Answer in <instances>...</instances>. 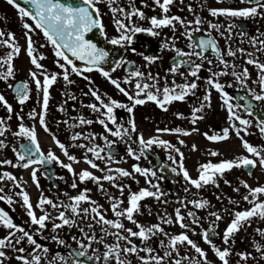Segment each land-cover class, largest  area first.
I'll return each mask as SVG.
<instances>
[{
    "label": "snow or ice",
    "instance_id": "obj_1",
    "mask_svg": "<svg viewBox=\"0 0 264 264\" xmlns=\"http://www.w3.org/2000/svg\"><path fill=\"white\" fill-rule=\"evenodd\" d=\"M102 0H82L80 4L68 2V0H24V6L18 0H7V3L14 6L17 10L18 18L21 21L22 28L25 30L26 40V54L30 57V63L36 70L29 69V77L35 84L37 92V99L40 104V111L33 109L28 113L31 120H38V123L46 132L51 133L46 117L49 114V89L58 79H62L67 85L75 83L70 76L75 74L83 77L89 81V90L84 95H90L95 102L86 105L93 113H98L96 121L87 119L83 115L77 117H69L64 121H57V123L68 124L71 128H76L80 125H91L98 122L103 126L105 131L112 137L117 139L110 140L108 135H102L104 145L95 143L97 134L94 132L84 133L76 131L71 134L69 143L62 142L55 133H51L54 144L60 149V152L67 158L65 163L61 160L51 148L45 153L37 137L36 124L31 126L24 123V116L16 113L18 123V130L12 135L16 138H25L27 143L19 145V150L13 146L12 150L16 157L15 162L12 159H0V166H11L12 168H23L25 170L31 169L30 176L33 182L36 183L39 189V181L37 179V172L40 166L58 164L60 167L66 169L72 175L71 188L78 187L77 181L84 183L91 181L95 183L101 192L104 191L103 181L110 182L120 193V197L108 195L106 199L111 201L110 210L114 218H107L106 211L102 205H99L89 195L91 189L84 188L76 195H68L67 202L59 199L53 200L45 196L43 193L39 196L36 205L34 206L30 200V194L24 187V184L11 171H0V201L6 200L8 204L14 203V196L21 201V207L26 212L29 219L30 226H35V232L41 233L48 228V223H51L53 232L67 226L69 228L76 227L85 219L89 220L85 231L84 227H80L79 231L84 239H78L72 236L71 239L77 242V248L70 250L67 255H61L59 252L51 255L49 258V248L37 241L30 231L25 227L13 221L12 216L7 211L0 208V226H3L7 233L0 237V264H11L13 258L10 253L14 254V259L19 264H84L80 257L88 256V249L92 248V244L98 243L103 246V252L97 254L93 251L89 259H94L97 262L103 260V264H133L134 257L137 264H211L208 260L207 252L200 247L188 235L191 231L195 234V227L193 225L200 224V218L192 210H188L187 205L191 204L195 209H204L210 207V201L205 198L192 199L187 201V204L182 203L185 208V213L181 212L180 208L174 210L175 219L171 215L161 217L163 224L172 225L178 224L183 231L178 234H170L165 231L161 223H154L151 225L141 224L135 217L141 212V201L145 198L151 197L160 200L164 193L160 191L158 182L154 183L153 179L157 176V172L152 167H142L139 163L131 165V171L124 167H113L114 164L119 163L116 159V154L111 151L118 141L127 144L126 155L139 161L145 154L146 150L152 148L153 145L166 150L167 161L172 162L173 172H181L188 185L195 189H202L207 185L219 187V180L223 178L226 172L233 168L255 169L257 167L264 169V144L254 145L245 137L252 133L249 129L253 126L254 106L251 102L241 105L233 102L232 95L226 90L225 83H222L220 77L230 74L235 79L239 87L246 88L251 93L255 101H259L264 105V62L258 58V54H264V32L257 29L256 35L249 36L245 31L241 30L238 35L247 41L252 51L244 47H238L235 50L231 46L233 39V29L236 27L234 21L237 18L241 19H256L264 18V0H241L249 6L245 7H209L207 11L212 17L224 16L229 19L226 26L220 23L205 20L200 15H196L193 20H185L179 15H169L170 6L174 4L175 0H153V4L160 8L161 15H152L147 17L145 12L136 7L133 0H128V9L120 6L117 0H103L108 9L113 15V22L117 34L108 39V43L116 46H127L133 42V37L136 33L146 32L151 36H159V30L163 28H171L173 32L176 30V25L185 27V35L189 41V51H184L176 47L173 36L166 39L161 47L164 49L171 48L175 51L177 59L174 60L171 67L167 70L173 74L171 84L168 83L167 77H164L165 83L161 87L159 84V74L153 75L150 71L144 72L139 68H129V74L123 77L122 86L121 78H113L111 72L116 68L128 63L134 62L126 61L121 57L115 62V67L106 70L103 66L108 62L109 51L104 47L98 46V43L93 39L88 38V34L97 30L100 35L107 39L105 32V25L102 21L101 9L98 6ZM146 4V0H142ZM188 10L192 11V6L188 5ZM133 17H139L141 20L148 19L150 26L145 28L139 26L133 21ZM31 20L32 23H29ZM207 23L210 35L208 38L201 37L199 41L193 39V33L200 30V25ZM194 25V27H189ZM215 31L219 37L224 38L225 48L222 50L218 40L211 35ZM41 34L45 38V42L51 45L56 58L54 63L59 71H49L46 66L40 61L45 57L43 53H38L36 45L33 40V34ZM7 37V38H6ZM0 47H5L8 51L4 55H0V80L8 82L14 78V58H17L21 52V45L18 43L15 34L11 31L5 32L0 29ZM39 47H44L40 45ZM199 49V50H197ZM211 49L215 53L218 60L217 70H213V61L208 59L205 53ZM132 52H136L133 47ZM237 53L245 58V65L239 66L233 59L230 63L229 59L225 57L235 58ZM143 55V53H141ZM193 57L198 58L201 62H194ZM148 62H154L158 59L156 56H144ZM207 61L210 67L207 69L209 75L206 77L204 95L202 100L198 102V106L191 109V124L196 125L198 121L205 117L202 115L206 108L212 107L211 93L215 89L219 93L221 100V107L227 112V121L229 127H224L219 132L209 134L204 132L203 135L208 141L221 142L230 138L231 133L235 135L240 141L242 148L246 151V155H237L234 158H221L217 162L208 160L198 165V175L193 178L189 170L185 167V153L178 145L186 146V140L182 137H187L199 131L197 127L190 129L175 126V127H157L155 135L145 138L142 132H137V124L134 117L129 119L126 127L123 123L117 121L115 110L117 108L126 109L129 114H132L136 106L144 105L146 102H154L160 109L167 111L168 106L174 102H183L189 95L195 96L199 85L196 79L191 82L185 80L182 84H177L175 81V74L184 64L191 65L188 74L197 78L200 70L203 67V61ZM76 61L85 62L80 66ZM246 65H254L257 71V79L253 83L258 85L259 91L254 87H249V78L251 73ZM239 68V71L237 70ZM97 70L101 75L119 91L127 97L129 103H123L107 94H101L99 89L94 86L90 76L85 75V71L91 73ZM183 77L185 73L179 72ZM7 87L12 89L17 102L24 105L30 98V88L27 81H21L16 84L7 83ZM134 89L133 90H130ZM42 93V96H41ZM68 94V93H65ZM75 100L74 95L70 96ZM0 105H2L8 114V120L11 119L13 113V105L0 93ZM61 112L65 111L64 105L59 106ZM241 112L247 115H242ZM178 119H184V113L177 111L175 113ZM72 123H69V121ZM109 122L114 125L109 127ZM254 127L258 130L261 137H264V117L255 116ZM10 130V125L7 121L0 117V136H3ZM172 134L176 136V143H172L168 139L162 138V134ZM133 134L136 135V140L132 141ZM86 141V142H85ZM134 142L138 145L137 149L131 146ZM7 145L5 141L0 139V148H5ZM192 151L198 150V145L192 143L190 145ZM70 148H80L84 150L82 160L89 167L83 168L78 172L73 167L74 163H79L80 159L70 152ZM91 154V156H89ZM212 157L221 156L223 153L218 150H212L208 153ZM177 157L179 159H177ZM124 159V157H120ZM100 161L104 164L101 167ZM163 169L164 165L159 166ZM98 170L102 175H96L92 170ZM47 174V172L45 173ZM139 174L145 177L146 184L149 187L139 188L138 191L131 190V185L124 183L127 178H132L137 184L139 180L136 175ZM248 175H252V171H248ZM225 183L230 181L225 180ZM246 190L247 194L241 197L243 202H247L250 207L246 209H238L230 211L224 209L223 212L228 213L232 218L227 223L223 234V247L218 246L207 229L201 233L202 239L208 244L220 261V264H231L230 258L233 255L232 244L235 243L237 234L246 226L251 225L253 218L264 220V184H258L253 187L245 180L239 182ZM9 186L10 192L12 189L18 188L19 191L11 194L4 192V187ZM128 189L127 206L124 207L123 197L125 189ZM185 193L189 191V187L184 188ZM234 191L239 193L240 188L237 186ZM186 199V197H185ZM167 203V201H164ZM230 203L240 204L241 201H232ZM87 204L88 206H82ZM36 209H39L40 214L37 215ZM53 212L56 214L53 215ZM210 215L214 218L212 227H215V222L223 219L221 212L213 211ZM187 220L190 221L186 222ZM131 222L138 230H133L131 227H125L123 220ZM58 221V222H57ZM96 225L100 226L102 235L97 236L94 228ZM256 232L262 240H264V228H257ZM163 236L166 239H159V248L162 249V254L157 252L155 248L150 245L153 237ZM113 238L112 242H107V237ZM141 241L140 245L134 242V239ZM51 239L59 245H65L66 241L57 235H53ZM30 246L31 251L25 246ZM180 246H190L197 256H191L188 253L181 254ZM255 251L259 253L262 260H264V243L256 241L253 245ZM140 253H144L141 255ZM242 262H247L252 258V253L248 251H241L235 253Z\"/></svg>",
    "mask_w": 264,
    "mask_h": 264
},
{
    "label": "flooded vegetation",
    "instance_id": "obj_2",
    "mask_svg": "<svg viewBox=\"0 0 264 264\" xmlns=\"http://www.w3.org/2000/svg\"><path fill=\"white\" fill-rule=\"evenodd\" d=\"M128 0H117V3L128 9L127 7ZM133 3L136 7L143 10L147 17L152 15H157L158 17L162 14L159 7L153 4V0H146V4L142 3V0H133ZM188 5L192 6V11L188 10ZM101 9L102 14V21L105 25V32L107 35V39L104 38L105 41L108 42L112 36L117 34L114 22H113V15L108 9L105 2H102L98 5ZM249 6L245 3H241V0H175L174 4L170 6L169 15H179L185 20H193L196 15H200L205 20L212 21L214 23L218 22L223 26H226L229 23V19L224 16L220 17H212L207 9L209 7H245ZM31 21V20H30ZM133 21L142 27H149L150 23L148 19L141 20L139 17H133ZM236 27L233 29V39L231 41V46L235 50L238 47H244L249 51L253 49L249 45L247 38H241L238 33L243 30L249 36L256 35L257 29L261 32H264V18H256V19H241L237 18L234 21ZM189 27H194V25H190ZM160 31L159 36H151L146 32L136 33L133 37V42L131 45L127 46H119L121 50L120 58L124 57L126 61L134 62L133 64L125 63L121 65L119 68H116L114 72H111L113 78H121L122 86H125L123 83V77L129 74V68H139L141 71L144 72H151L153 75L159 74V84L162 87L165 83L164 77H167V81L171 84L173 80V74L169 73L167 70L171 67L172 63L174 62L176 57V53L173 49L168 48L164 49L161 47L162 43L173 36L177 37L175 39L176 47L183 49L184 51H189L188 48L189 41L183 33L185 32V27L177 23L176 30L173 32L171 28H163ZM210 35L208 31V24L204 23L200 25V30L195 31L193 33V39L197 42L201 37L208 38ZM214 36L218 43L223 50L225 48V40L224 38L219 37V34L213 31L211 33ZM38 36V35H37ZM42 36V33L39 34ZM36 37V36H35ZM35 45L37 48V52L41 53L40 45L38 43V37H36ZM136 48V52H132V48ZM199 50V49H197ZM143 53V55H141ZM205 55L208 59L213 61V70H217L218 60L216 58L215 53L209 49ZM144 56H156L158 59L154 62H148L144 59ZM119 58V59H120ZM229 59L230 63L233 59H235V63L239 66L245 65V58L241 57L239 53L235 58L225 57ZM258 58L261 62H264V54H258ZM194 62H201L198 58H192ZM249 68L251 73V77L249 78V87H254L259 91L258 85L253 83L257 79V69L254 65H246ZM191 65L184 64L180 69L179 72L185 73L182 77L179 72L175 74V81L177 84H182L187 80L191 82L193 79L197 80L199 85L198 89L196 90L195 96L189 95L185 101L183 102H174L173 104L168 106V110L164 111L160 109L154 102H146L144 105H138L134 109L132 114H129L126 109L117 108L115 110V115L117 117V121L119 123H123L126 127H129L128 121L129 119H135L137 124V132H142L145 138H148L152 135H155V129L157 127H175L181 126L187 129L192 127H197L199 129L198 132L193 133L190 136L182 137L186 140V146L178 145V147L182 148V151L185 153V167L189 170V173L193 178L197 177L198 175V165L200 163L206 162L208 160H212L213 162L219 161L221 158H234L237 155L244 154L246 155V151L241 146V141L235 137L234 134L231 133L230 129V138L226 141L221 142H211L206 139L203 135L204 132H208L209 134H213L214 132L221 131L224 127H229V122L227 121V112L226 110L221 107V100L219 98V93L213 89L211 93L212 99V107L210 109L206 108L202 115L205 117L203 120L197 122L196 125L191 124V109L193 107L198 106V102L202 100V97L205 92V88L207 85L205 84L206 77L209 75L207 69L210 67L207 61H203V67L200 70L198 77L193 78L188 74V70L190 69ZM239 71V68L237 69ZM59 71V70H58ZM85 75L90 76L91 81L94 83V86L97 87L100 93L107 94L108 96L117 99L123 103H129L127 97L123 94L119 93V91L107 80V78L103 77L101 73L97 70H93L91 73L85 71ZM70 79L75 81L72 85H67L64 81H60L58 79L57 83H55L51 88L50 91V100H49V114L47 117H50L47 120L48 126L51 129V132H54L57 137L64 142L65 144L69 143V139L71 134L76 131H82L85 134L88 132H94L97 134L95 143L100 144L101 146L104 145L102 135H108L110 140H115L117 138L112 137L109 133L105 131L102 125L98 122H94L91 125H80L76 128L69 127L68 124L64 123H57V121H64L69 117H77L83 115L87 119H93L96 121L98 113H93L91 109L86 107L87 104L95 102L94 98L90 95H84V93L88 92L89 90V81L85 80L81 76H77L75 74L70 76ZM222 83H225L226 90L232 95L233 102L239 103L241 105L247 104L251 102L254 106V115L249 117L253 119V126L249 129L252 133L251 135H247L245 138L248 139L254 145H261L264 144V137H261L258 130L254 127L255 124V116L264 117V105L261 102L255 101L252 98L251 93L247 91L246 88L239 87L235 79L231 76L230 71L229 74L219 78ZM22 80V79H20ZM27 81L30 88V98L28 101L25 102L26 108L24 105H20L15 100L16 107L14 110H17L18 113L21 115L24 113H29L35 107V102L33 101L34 96L37 94L36 89L31 86V82ZM133 90L134 89H131ZM68 93V94H65ZM13 98L15 97L12 94ZM74 95L76 97L75 100L71 99L70 96ZM42 96V93H41ZM64 105L65 111L61 112L59 110V106ZM179 111L184 113V119H178L175 113ZM242 115H247L246 113L241 112ZM46 117V118H47ZM14 118L17 119V115H14ZM30 121V120H29ZM13 122V120H12ZM69 123H72L70 120ZM13 126V124H11ZM10 126V130H12ZM16 126V123L15 125ZM109 127H113L109 122ZM14 132L16 130H13ZM13 131H7L3 136H0V139L5 141L7 145L5 148H0V159L8 158L12 159L15 162V155L12 150L13 146H15L19 150V145L22 143H27L25 138H16L12 135ZM162 138L168 139L172 143H176V136L172 134H162ZM39 140V139H38ZM136 140V135L133 134L132 141ZM42 150L47 153V151L51 148L57 155H61L60 158L65 163L68 162L67 158L63 156L60 152V149L54 144L53 140L48 142V146L40 141ZM86 142V141H85ZM192 143H196L198 145L197 151H192L190 145ZM131 146L134 149L138 148V145L134 142L131 143ZM126 148L127 144L125 142L118 141L114 146H112L111 151L116 154V159L119 160V163L114 164L113 167H124L128 170L131 169V165L134 163H139L142 167H152L156 170L157 176L152 178L153 182H158L160 191L164 193V196L161 197L160 200H156L154 198L148 197L141 201V212L139 215H136V219L144 225H151L154 223H161L162 227L165 228V231L170 234H178L179 232L183 231L179 227L178 224L172 225H165L163 224L162 220L160 219L163 216L171 215L173 219L174 210L176 208H180L182 213H185V208L182 207V203L187 204V201L192 199L198 198H205L210 201V207H206L204 209H195L191 204L187 205L188 210H192L196 213V215L200 218L199 225H193L195 227V234L191 231L188 232V235L191 239H193L200 247L204 248L207 252L208 260L211 261V264H220V261L215 256L213 251L211 250L210 246L204 242L202 239L201 233L204 229H207L209 233L212 235L214 242L223 247L222 242V234L227 225V223L232 218L228 213L223 212L224 209H229L230 211L238 210V209H246L250 207L247 202H243L241 197L247 194V190L239 183L241 180L247 181V183L253 187L257 186L258 184H264V169L259 167L255 169H244L241 168H233L231 171L226 172L225 176L219 180V187L213 185H207L202 189H195L194 187L188 185V182L185 181L181 172H173L171 169L173 166L172 162L167 161V153L166 150L160 148L158 146L153 145L152 148L146 150L145 154L139 161H136L134 158L129 157L126 155ZM212 150H218L223 153V157L216 156L212 157L208 153ZM70 152L75 154L78 159H80L79 163H74L73 167L78 172L81 170V161H82V154L84 153L83 149L80 148H70ZM91 156V154H89ZM120 157H124V159H120ZM177 159H179L177 157ZM104 165L102 162L97 161ZM157 164L158 166H154ZM164 165L168 169V171L164 174L160 173V165ZM4 165L2 167H5ZM18 173V178L22 177L21 183L24 184V187L30 194V200L35 206L37 200L41 193L45 196L52 198L53 200H61L67 202V196L64 193H68V195H76L84 188H87V182L81 183L77 181L78 187L76 189L71 188L72 183V175L64 168L60 167L55 162L51 165H43L40 166L37 172V179L39 181V189L36 186V183L33 182L30 176L31 169H23V168H15ZM9 171V170H7ZM248 171H252V175H248ZM47 172V174H45ZM96 175H102L99 172ZM136 179L139 180V184L135 182L132 178H127L124 183L131 185V190L138 191L139 188L142 187H149L148 184L145 182V177L139 174H135ZM228 180L230 183H225L224 181ZM104 185V191L101 192L98 186L95 189H91L89 195L95 200L99 205L103 206L104 210L106 211L107 218H114L113 213L110 210V203L106 197L108 195L114 197H120V193L118 190L108 181L102 182ZM93 186V185H92ZM239 186L240 191L239 193L234 191V188ZM189 187V191L185 193L184 188ZM19 191V189L11 190L6 189L4 190L5 193L11 194L12 192ZM95 192V195H93ZM127 196H128V189L126 188L123 194L122 199H124V207L127 206ZM186 197V199H185ZM230 199L232 201H241L240 204H233L230 203ZM261 199H264V196H261ZM6 201V200H5ZM164 201H167L165 203ZM7 203V201H6ZM8 204V203H7ZM9 207L14 211L16 221L15 223L22 225L25 227L26 230L30 231L34 238L43 245H46L49 248V258L51 255L59 252L61 255H67L70 250L77 248V242L71 239L72 236H76L78 239H84L87 243L85 237H83L79 231L80 227H84L85 231H89L87 228V224L89 220L85 219L84 221L80 222L78 226L69 228L67 226L59 229L55 232L51 229V223H48V228L41 232H35V226H30L29 224V217L27 216L24 209L21 207V201L18 197L14 196V203L8 204ZM82 206L87 207V204ZM37 215L40 214L39 209H36ZM218 211L221 212L223 219L220 221L215 222V227L213 228V221L214 218L210 215L211 212ZM56 213L53 212V215ZM58 222V221H57ZM186 222H189L186 218ZM125 227H131L133 230H138L134 224L127 221L126 219L123 220ZM257 228H264V220H260L258 218H253L251 225L246 226L242 229L235 239V243L231 245L233 248V255L230 258L231 264H264V260L261 259L259 253L255 251L253 247L256 241H260L264 243V240L261 239L259 234L256 232ZM95 234L97 236L102 235L100 232V226L96 225L94 228ZM7 230L0 226V237L5 236ZM53 235L59 236L61 239L66 241L65 245H59L57 242L53 241L51 237ZM107 242H112L113 238L111 236L107 237ZM134 242L137 245L141 244L139 239L133 238ZM159 239H166L162 235L159 237H153V239L149 242L150 245L156 249L157 252L162 254V249L159 248ZM28 250L31 251L30 246L26 245V242H23ZM103 246L98 243H93L92 248L88 249V256L80 257L84 264H103V260L97 262L94 259H89L92 255L93 251H97V254L103 252ZM241 251H248L252 253V258H250L247 262L240 261L239 257L235 255V253ZM181 254L188 253L191 256H197V254L190 248V246H180ZM144 255V253H140ZM13 256L11 260V264H19L18 261L14 259V254L10 253ZM133 264H137V261L134 257ZM71 264V261L68 262Z\"/></svg>",
    "mask_w": 264,
    "mask_h": 264
},
{
    "label": "rangeland",
    "instance_id": "obj_3",
    "mask_svg": "<svg viewBox=\"0 0 264 264\" xmlns=\"http://www.w3.org/2000/svg\"><path fill=\"white\" fill-rule=\"evenodd\" d=\"M127 7H128V2H127ZM28 22L32 23V21H30V20H28ZM0 29L4 30L5 32H7V31L13 32L15 34V37H16L18 43L21 45V52L19 53L17 58H14V61H13L14 69H15L14 78L10 79V81H8V82L0 80V93H2L6 97V99L13 105V110H14L17 102H15V100H16L15 97L13 98V96L11 95L12 89L7 87V83L14 84L15 81H18L20 79L28 80L29 82L32 83L31 86H33L35 88L34 82L29 77V69L36 70V71H38V70L35 69L34 66L30 63V57L26 54V51H25V48H26L25 30L22 28L21 21L18 18L17 10L14 8V6L8 4L7 0H0ZM35 36L38 37L39 45H44V47H42V48L40 47V49H41V53H43L45 58L43 60H41L40 62L43 63L49 71H58L59 69L54 63L56 58L54 57V51H53L51 45H49L45 42L44 37L39 36V34H35V33L33 34L34 42H36V39H34ZM7 51H8L7 48L0 47V55H4ZM59 80L63 81L62 79H59ZM33 101L35 102L34 109H36V111L39 112L40 111V104H39L38 99H37V94L34 96ZM24 108H26V105H24ZM16 113H18V111L14 110L13 113L11 114V119L8 120V114L6 112V109L2 105H0V117H3L10 126H11V124H13V126H11L12 130H9L10 132L13 130H16V131L18 130L19 121H18V119L14 118V115H16ZM22 116H24V123L26 125L31 126V124H33V123L36 124V131H37L38 139L40 141H42L45 144V146H48V142H49L48 139L52 140L51 133H54V132H51V133L46 132L43 129V127L38 123V120L34 121V120L29 119L28 113H24V114H22ZM49 118L50 117H47L46 119H49ZM12 120H13V122H12ZM15 123H16V126H14ZM81 156L83 157V154ZM81 166H82L81 169L89 167L86 163L83 162V160L81 161ZM101 167H104V165L101 164ZM4 170H9V171L13 172L16 176H18L17 170H15V168H12L11 166H5V167L0 166V171H4ZM90 170H92V169H90ZM92 171H94L95 174L99 173L98 170H92ZM2 183H4V182H0V184H2ZM94 186H95V188L97 187V185L95 183H93L91 181L87 182V188L95 189V188H93ZM6 189H10L9 186H5L4 190H6ZM15 189H17V188H15ZM15 189H12V190H15ZM93 195H95V192Z\"/></svg>",
    "mask_w": 264,
    "mask_h": 264
},
{
    "label": "water",
    "instance_id": "obj_4",
    "mask_svg": "<svg viewBox=\"0 0 264 264\" xmlns=\"http://www.w3.org/2000/svg\"><path fill=\"white\" fill-rule=\"evenodd\" d=\"M18 2L24 6V0H18ZM68 2L80 4L82 2V0H68ZM88 38L93 39L95 42L98 43V46L104 47L106 50L109 51L110 55L108 58V62L105 63L103 66L105 67V69H109V68L113 67L115 62H116L117 56L120 53L118 46L111 45L109 43H104L102 36L100 35V33L97 30H93V32L89 33ZM76 63L78 65L82 66V65H84L85 62L76 61ZM153 165L158 166L157 164H154V163H153ZM167 171H168V169L166 167H163V169H160V173H162V174L166 173ZM0 208H3L5 211H7L9 213L10 216H12L10 209L1 201H0Z\"/></svg>",
    "mask_w": 264,
    "mask_h": 264
},
{
    "label": "bare ground",
    "instance_id": "obj_5",
    "mask_svg": "<svg viewBox=\"0 0 264 264\" xmlns=\"http://www.w3.org/2000/svg\"><path fill=\"white\" fill-rule=\"evenodd\" d=\"M49 140V139H48Z\"/></svg>",
    "mask_w": 264,
    "mask_h": 264
}]
</instances>
